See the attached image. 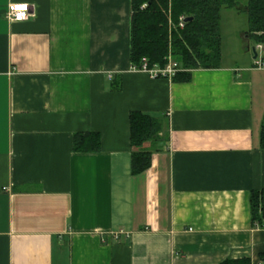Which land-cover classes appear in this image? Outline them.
<instances>
[{
    "label": "crops",
    "instance_id": "obj_1",
    "mask_svg": "<svg viewBox=\"0 0 264 264\" xmlns=\"http://www.w3.org/2000/svg\"><path fill=\"white\" fill-rule=\"evenodd\" d=\"M19 3L32 18H7ZM240 3L220 67L178 81L132 70L131 0H0V264H264V69ZM136 111L164 123L139 174Z\"/></svg>",
    "mask_w": 264,
    "mask_h": 264
},
{
    "label": "trees",
    "instance_id": "obj_2",
    "mask_svg": "<svg viewBox=\"0 0 264 264\" xmlns=\"http://www.w3.org/2000/svg\"><path fill=\"white\" fill-rule=\"evenodd\" d=\"M239 0H131V61L140 66L147 59L149 66L164 67L168 56L178 62L180 70L174 80L190 79L191 70L218 68L221 65L222 10L240 8ZM248 20V35L254 44L264 47V0H247L243 6ZM192 17L180 28V17ZM170 21L175 26L170 25ZM132 172L139 174L151 166L152 151L147 142L157 141L164 128L161 119L145 112L130 115ZM101 138L97 133H76L74 150L98 151ZM264 149V118L260 131ZM253 221L264 225V188L250 195ZM223 264H232L227 261Z\"/></svg>",
    "mask_w": 264,
    "mask_h": 264
},
{
    "label": "built area",
    "instance_id": "obj_3",
    "mask_svg": "<svg viewBox=\"0 0 264 264\" xmlns=\"http://www.w3.org/2000/svg\"><path fill=\"white\" fill-rule=\"evenodd\" d=\"M20 5L18 7H10L7 12V18L15 21H27L33 17V13L30 10L29 4H13V6ZM20 7V8H19ZM22 16L23 18L18 19L17 17ZM186 17L181 16L179 27L184 28L186 23ZM170 25L175 26L172 21H170ZM258 51V59L256 60V67L259 69H264V47L262 44L257 45ZM132 70L142 71L148 73L152 78L159 77H169L173 78L175 74L180 70L179 64L172 58L171 53L168 56V63L164 67H160L155 65L153 67L149 66L148 60L143 59L142 64L140 66L132 65Z\"/></svg>",
    "mask_w": 264,
    "mask_h": 264
},
{
    "label": "water",
    "instance_id": "obj_4",
    "mask_svg": "<svg viewBox=\"0 0 264 264\" xmlns=\"http://www.w3.org/2000/svg\"><path fill=\"white\" fill-rule=\"evenodd\" d=\"M185 20H186V22H187V21H191V20H192V17H187ZM252 51H253V53H254V57L257 58V57H258L257 47H256V46H253V47H252Z\"/></svg>",
    "mask_w": 264,
    "mask_h": 264
},
{
    "label": "rangeland",
    "instance_id": "obj_5",
    "mask_svg": "<svg viewBox=\"0 0 264 264\" xmlns=\"http://www.w3.org/2000/svg\"><path fill=\"white\" fill-rule=\"evenodd\" d=\"M239 1H241V0H239ZM246 2H247V0H246ZM226 14H227V13H225V16H226ZM244 14H245L244 12H241V18H244V17L242 16V15H244ZM247 26H248V22H247ZM253 43H254V42H253V41H251V42H250V44H251V45L249 44V45H250V48H251V50H252V47H253Z\"/></svg>",
    "mask_w": 264,
    "mask_h": 264
},
{
    "label": "clouds",
    "instance_id": "obj_6",
    "mask_svg": "<svg viewBox=\"0 0 264 264\" xmlns=\"http://www.w3.org/2000/svg\"><path fill=\"white\" fill-rule=\"evenodd\" d=\"M18 6H20V5H16V6H13V5H10V7H18ZM20 8V7H19ZM18 19H21V18H23L22 16H20V17H17Z\"/></svg>",
    "mask_w": 264,
    "mask_h": 264
}]
</instances>
